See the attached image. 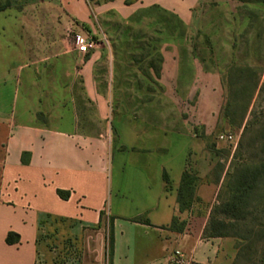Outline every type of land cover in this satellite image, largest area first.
Returning a JSON list of instances; mask_svg holds the SVG:
<instances>
[{
	"label": "rangeland",
	"instance_id": "1",
	"mask_svg": "<svg viewBox=\"0 0 264 264\" xmlns=\"http://www.w3.org/2000/svg\"><path fill=\"white\" fill-rule=\"evenodd\" d=\"M152 2L165 9L147 5ZM77 35L88 36L94 49L77 53ZM185 54L196 66L189 98L163 75L166 59ZM92 55L98 59L90 71L106 103L104 128L122 121L137 129L135 150H189L185 170L196 179L192 204L201 185L215 191L203 205L209 220L229 196L241 161H252L264 143L261 122L243 132L252 113H264V0H12L0 12V107L24 67L22 77L36 69L40 73L32 77L40 84L70 79L71 100L88 110L80 84ZM48 94L68 105L62 90ZM112 134L110 150H131L122 147L130 143L127 136ZM229 135L232 142L222 137Z\"/></svg>",
	"mask_w": 264,
	"mask_h": 264
},
{
	"label": "crops",
	"instance_id": "2",
	"mask_svg": "<svg viewBox=\"0 0 264 264\" xmlns=\"http://www.w3.org/2000/svg\"><path fill=\"white\" fill-rule=\"evenodd\" d=\"M80 14L87 20L84 4ZM97 59L92 55L81 71L88 110L71 100L70 79L40 84L32 77L38 70L22 77L25 68H18L8 102L0 107V264H175L176 251L183 264H231L234 241L204 236L209 211L203 205L215 194L212 185H201L196 202L179 211L177 189L189 150L177 155L135 150L137 129L122 121L104 128L103 88L90 71ZM169 59L164 80H173L175 91L189 98L196 69L192 57ZM49 90H62L68 105ZM112 130L117 138L130 139L122 147L131 150H110ZM143 154L154 156L140 160ZM57 191L68 198L62 200ZM138 217L150 225L132 222ZM173 218L184 223L182 232L169 230ZM109 227L113 243L107 260ZM10 233L18 237L14 244L6 243Z\"/></svg>",
	"mask_w": 264,
	"mask_h": 264
},
{
	"label": "trees",
	"instance_id": "3",
	"mask_svg": "<svg viewBox=\"0 0 264 264\" xmlns=\"http://www.w3.org/2000/svg\"><path fill=\"white\" fill-rule=\"evenodd\" d=\"M12 0H0V12L10 8ZM257 89V83L253 84L247 99ZM263 88L259 89L261 93ZM226 104L225 114L230 116ZM230 121L231 120L230 118ZM256 121V122H253ZM264 126V113H252L251 119L246 123L243 132H247L253 123ZM264 140V137L262 138ZM257 157L252 161L241 163L237 167L236 174L229 184V196L215 206L204 229V236L209 239L230 238L236 240V254L231 264H264V143ZM239 151V150H238ZM240 159V158H239ZM241 160V159H240ZM162 180L169 188V179L164 172ZM195 176L184 170L177 189L176 202L180 212L187 211L195 200ZM62 200L68 198V193L57 191ZM132 222L149 226L147 219L138 217ZM169 230L182 232L184 223H179L173 218ZM15 234H8L7 244L17 242ZM113 233L109 227L106 237V258L109 260L112 253Z\"/></svg>",
	"mask_w": 264,
	"mask_h": 264
},
{
	"label": "built area",
	"instance_id": "4",
	"mask_svg": "<svg viewBox=\"0 0 264 264\" xmlns=\"http://www.w3.org/2000/svg\"><path fill=\"white\" fill-rule=\"evenodd\" d=\"M95 47V43L88 37V36H83V35H77L75 37V49L77 53L79 54H87L91 50H93ZM226 140H229L230 142L233 141V138L231 135L229 136H222ZM175 259L174 263L175 264H183V260L181 258V255L178 251L174 252Z\"/></svg>",
	"mask_w": 264,
	"mask_h": 264
}]
</instances>
